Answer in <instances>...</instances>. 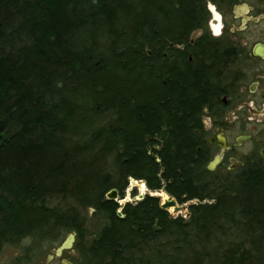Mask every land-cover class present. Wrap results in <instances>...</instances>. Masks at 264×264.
<instances>
[{"label":"trees","instance_id":"16d2710c","mask_svg":"<svg viewBox=\"0 0 264 264\" xmlns=\"http://www.w3.org/2000/svg\"><path fill=\"white\" fill-rule=\"evenodd\" d=\"M204 18V0H0V250L74 234L76 264H264V164L207 169L212 70L164 56ZM129 179L187 218L149 194L118 216L106 193Z\"/></svg>","mask_w":264,"mask_h":264},{"label":"flooded vegetation","instance_id":"af4514ba","mask_svg":"<svg viewBox=\"0 0 264 264\" xmlns=\"http://www.w3.org/2000/svg\"><path fill=\"white\" fill-rule=\"evenodd\" d=\"M204 13L202 26L183 42L169 41L164 56L169 64L212 70L217 93L203 110L200 128L206 132L211 161L221 155L212 171L264 164V0H204ZM208 130L214 137L207 136ZM251 130L263 131L253 136ZM243 142L252 148H242ZM64 253L53 258L64 264Z\"/></svg>","mask_w":264,"mask_h":264},{"label":"rangeland","instance_id":"374dc122","mask_svg":"<svg viewBox=\"0 0 264 264\" xmlns=\"http://www.w3.org/2000/svg\"><path fill=\"white\" fill-rule=\"evenodd\" d=\"M262 131L263 130H251L250 133L253 136H256L259 135V133ZM235 135H237V132L232 134L233 137ZM207 136L214 137L213 131L208 130ZM242 145V148L249 149L252 148L251 146L253 144L243 142ZM161 192L162 191H159V194H161ZM133 193H135L134 197ZM142 193H149V191L146 189L141 191L138 186H134V184L129 182L128 187L124 192L123 196L118 197L117 199L118 201H121L119 199L124 197L129 201H133L135 199H138L139 194ZM168 212H170L173 217L182 216L183 218H187V211L181 212L180 214H173L171 211ZM87 222V237L90 239L93 238L97 234L99 229L102 227L104 219L99 215L96 216L93 210H90L88 211ZM65 238L66 237L62 238L56 243H53L51 241L43 242V240H40L37 235H33L31 237L23 239L20 243L7 244L0 250V264H62L60 260L55 258L47 262V257L51 254V251L57 248ZM42 245H44L43 248ZM63 257L73 264H76V262L78 261V254L73 248L71 250L66 251Z\"/></svg>","mask_w":264,"mask_h":264},{"label":"water","instance_id":"95a60500","mask_svg":"<svg viewBox=\"0 0 264 264\" xmlns=\"http://www.w3.org/2000/svg\"><path fill=\"white\" fill-rule=\"evenodd\" d=\"M152 157L154 158L155 156L152 155ZM220 159H221V155L214 157L213 160L210 161L209 164L207 165V169L210 170V171L214 170V168L220 162ZM156 161L159 162L158 159H156ZM129 182L134 184V186H138V187L143 185L144 188L146 190H148L146 188L145 182L143 180L134 181L133 179H129ZM162 192H161V194H159V192L142 193V194H139L138 199H135V200H133L131 202L139 201V200H141L144 197V195L149 194L150 196L157 197V198L160 199V202H161L160 207H161V209L166 210V211H171L173 214H180L181 212H186L187 209H188V206L193 203V202H188L187 204L178 205V203L176 202V200L173 197L167 195L166 193H162ZM117 198H118V192L115 189H112V190H110L109 192L106 193V199L107 200L118 202V204L120 206V209L117 211V214H118V216H121L122 207L125 205V203L130 202V201L128 199H126V198H123L121 201H118ZM186 215L188 216V214H186ZM155 230H157V228H155ZM73 242H74V234L68 235L61 242V244L52 251V254H50L47 257V259L50 260L53 257H58V258L61 257L62 254L66 250H68V249H70L72 247ZM63 262H64V264H70L66 260H64Z\"/></svg>","mask_w":264,"mask_h":264},{"label":"bare ground","instance_id":"6f19581e","mask_svg":"<svg viewBox=\"0 0 264 264\" xmlns=\"http://www.w3.org/2000/svg\"><path fill=\"white\" fill-rule=\"evenodd\" d=\"M139 189H140L141 191L145 190V188H144L143 185H141V186L139 187Z\"/></svg>","mask_w":264,"mask_h":264},{"label":"snow or ice","instance_id":"6c2138e0","mask_svg":"<svg viewBox=\"0 0 264 264\" xmlns=\"http://www.w3.org/2000/svg\"><path fill=\"white\" fill-rule=\"evenodd\" d=\"M216 30H217V32H218V31H219V28L217 27V29H216Z\"/></svg>","mask_w":264,"mask_h":264}]
</instances>
